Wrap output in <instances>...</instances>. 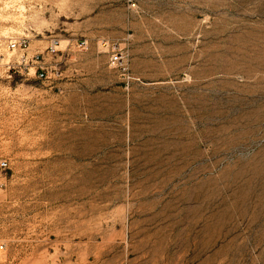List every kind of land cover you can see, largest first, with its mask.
Instances as JSON below:
<instances>
[{
	"label": "rangeland",
	"instance_id": "1",
	"mask_svg": "<svg viewBox=\"0 0 264 264\" xmlns=\"http://www.w3.org/2000/svg\"><path fill=\"white\" fill-rule=\"evenodd\" d=\"M2 160L0 264H264V0H0Z\"/></svg>",
	"mask_w": 264,
	"mask_h": 264
},
{
	"label": "built area",
	"instance_id": "2",
	"mask_svg": "<svg viewBox=\"0 0 264 264\" xmlns=\"http://www.w3.org/2000/svg\"><path fill=\"white\" fill-rule=\"evenodd\" d=\"M58 44L57 39H49L47 45L43 50H35L33 52L28 51V40L26 37H17L9 39L6 43V48L10 52L18 51V55L13 61H5L3 64L5 66V76H10L13 73H20L28 76H33L36 78H48L53 77L58 74L56 70H48L46 66V61L44 56L47 54H54L56 52V45ZM85 44V40L78 43L79 46ZM109 63L114 64L119 60V54L111 50L108 57ZM0 166H5V162L0 161ZM3 248V244L0 243V250Z\"/></svg>",
	"mask_w": 264,
	"mask_h": 264
}]
</instances>
